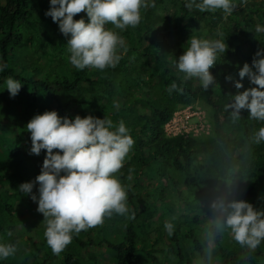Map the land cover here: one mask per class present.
<instances>
[{"label":"trees","instance_id":"1","mask_svg":"<svg viewBox=\"0 0 264 264\" xmlns=\"http://www.w3.org/2000/svg\"><path fill=\"white\" fill-rule=\"evenodd\" d=\"M151 2L155 6L141 9L136 27L115 31L127 46L115 68L77 70L70 63L68 38L45 15L50 0H0V63L7 65L0 73V243L18 249L0 264H163V259L167 264H264V242L249 251L225 229L216 234L209 256L204 239L215 219L209 205L217 195L231 191L264 210V142L252 140L264 122L250 119L246 109L236 120L225 111L236 92L226 75L251 64L264 49V32L256 31L257 25L264 27V0H233L230 15L189 9L187 0ZM82 17L87 20L83 12L75 19ZM191 36L229 45L211 69L217 84L207 91L198 80H183L175 67ZM9 77L23 84L15 98L6 89ZM173 82L177 89L170 92ZM242 83L241 91L253 86L247 78ZM199 98L212 107V136L168 137L164 126L175 111ZM50 110L73 119L123 121L134 139L115 174L127 189L129 215L113 214L74 234L59 255L47 245L38 204L19 191L41 173L46 156V150L29 154L26 125ZM165 191L172 198L163 201ZM174 205L180 215L173 220V234L152 229L154 215Z\"/></svg>","mask_w":264,"mask_h":264},{"label":"clouds","instance_id":"2","mask_svg":"<svg viewBox=\"0 0 264 264\" xmlns=\"http://www.w3.org/2000/svg\"><path fill=\"white\" fill-rule=\"evenodd\" d=\"M150 6H155L151 0H50L45 15L68 38L70 63L77 70L87 67L105 70L115 68L122 58L120 51H127L125 40L106 25L111 23L122 31L129 26L134 28L141 22V9ZM186 7H195L201 12L222 10L230 15L235 5L233 0H187ZM82 12L86 13L87 20L75 19ZM256 31L264 32V27L257 25ZM187 43L175 67L183 74V80H198L207 91L217 84L211 69L217 65L218 57L229 50V45L223 39L194 36ZM6 67L0 63V73ZM245 78L253 86L241 91ZM225 80L236 89L225 104V111H230L233 120L239 119L241 110L246 109L250 119L264 122V49L255 53L251 64L238 67ZM5 83L12 98L23 87L12 77ZM176 89L177 84L173 82L169 91ZM26 128L31 134L29 154L38 156L46 150V156L41 173L34 181L21 184L19 191L38 204L37 211L46 222V242L53 254L63 252L74 234L103 224L106 217L129 215L127 189L115 175L134 145L123 121L116 125L111 119L92 115H77L73 119L50 110L35 115ZM252 140L256 144L264 142V126L252 134ZM37 185L38 192H34ZM209 207L215 216L204 236L209 256L216 234L225 229L230 230L236 243L249 251H255L264 242V210L237 198L231 191L217 195ZM131 218H135V213H131ZM164 228L172 235L175 225L166 220ZM17 250L16 244L0 243V260L14 256Z\"/></svg>","mask_w":264,"mask_h":264},{"label":"rangeland","instance_id":"3","mask_svg":"<svg viewBox=\"0 0 264 264\" xmlns=\"http://www.w3.org/2000/svg\"><path fill=\"white\" fill-rule=\"evenodd\" d=\"M108 29H111L113 31H117L118 29L114 27L111 23L107 24ZM187 109H191L190 111H197L200 112V115L204 119L205 123V129L198 131V135L196 137H201V138H209L212 136L213 133V127H214V121H213V114H212V107L210 104L205 102L203 99H197L195 102H193L190 105H186ZM198 116H194L191 118V121H197ZM35 190L37 189L34 188ZM162 200L164 201L165 199H171L172 194L170 191H165L164 195L161 197ZM180 215V210L178 209L177 206H164L162 207L153 217L152 219V229L156 228H164V223L165 221H171L177 219ZM163 264H167L166 260H162Z\"/></svg>","mask_w":264,"mask_h":264},{"label":"built area","instance_id":"4","mask_svg":"<svg viewBox=\"0 0 264 264\" xmlns=\"http://www.w3.org/2000/svg\"><path fill=\"white\" fill-rule=\"evenodd\" d=\"M187 106L179 107L173 117L165 124L164 130L168 137H174L179 134L188 133L194 137L199 136L198 131L205 129V123L200 112L190 111ZM198 116L197 121H191V118Z\"/></svg>","mask_w":264,"mask_h":264}]
</instances>
